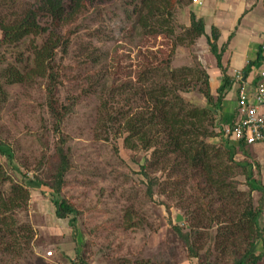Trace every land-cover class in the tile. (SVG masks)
I'll return each instance as SVG.
<instances>
[{"label": "rangeland", "instance_id": "obj_1", "mask_svg": "<svg viewBox=\"0 0 264 264\" xmlns=\"http://www.w3.org/2000/svg\"><path fill=\"white\" fill-rule=\"evenodd\" d=\"M14 1L24 11L31 8L30 19L41 33L31 34L15 44H4L0 50V68L31 65L34 46L42 44L50 33L68 37V53L62 57L59 54L56 59L59 83L52 97L67 113L55 131V118L47 105L46 79L33 76L23 82L7 83L0 76L3 84L0 141L8 144L14 153L13 162L0 155V164L14 181L24 175L30 181L25 183L29 197L15 201L13 208L20 206L19 219L29 223L35 232L29 256L22 253L13 258L8 254L0 264L60 261L82 264L81 260L83 264H198L197 258L187 256V246L174 230L175 226L186 232L197 225H215L209 221L210 216L223 208L234 215L233 211L243 208L250 197L254 207L264 209L261 191L251 189L247 180L251 175L264 185V143L246 146L245 150L236 147L235 161L248 164L247 172L235 166L231 174L233 185L242 193L238 201L227 199L226 193L207 185L204 173L197 170L194 174L186 165H182L177 177H168V172L159 165L146 168L157 183L150 196V181L142 170L148 152L126 147L122 124L112 123L111 132L106 130L105 107L115 114L146 108L145 99H140L137 91L140 87L137 78L150 66H163L168 60L172 69L198 66L211 71L217 67L205 37L193 41L190 36H184V27L190 25L193 0H171L170 20L175 35H183L182 39H176L178 42L167 31L155 33L143 29L137 19L139 12L147 14V7L142 8L144 0ZM150 1L161 8L166 4L162 0ZM60 3L62 12L58 9ZM3 6H0L1 16L7 14V21L17 18L8 2ZM213 86L215 82L212 84L215 90ZM183 97L198 106L208 105L196 90L184 93ZM209 141L217 145L225 143L221 136ZM60 144L69 161L60 197L77 210L75 229L69 225L68 218H57L50 197L41 193L42 186L30 180L49 179L46 175L53 178L59 163L56 148ZM9 190L7 183L4 191L8 194ZM260 223L264 229V210ZM216 229L214 226L205 230L209 236L202 241H215ZM236 240L241 241L240 235ZM57 243L66 250L80 246V253L78 256L71 253L70 257L58 250ZM214 249L211 255L216 257L218 252ZM50 250L57 254L53 259L45 257Z\"/></svg>", "mask_w": 264, "mask_h": 264}, {"label": "trees", "instance_id": "obj_2", "mask_svg": "<svg viewBox=\"0 0 264 264\" xmlns=\"http://www.w3.org/2000/svg\"><path fill=\"white\" fill-rule=\"evenodd\" d=\"M0 2L1 7H4V2H8L13 10L12 14L17 15V18L9 19V21L6 20L7 14L0 15V30L2 32L0 50L4 44H15L31 34L41 33L39 27L30 19L31 8L24 11L21 5L17 4L18 1L14 0H0ZM162 2L166 4L161 8L152 4L153 2L150 0H144L142 8L147 7V14L139 12L137 21L143 29H148L151 32L167 31L169 36L175 37L174 40L178 42L176 39H182L183 35H175L176 30L170 20L172 13L169 8L172 1L162 0ZM58 9L59 12L63 11L61 3ZM165 12L169 14L167 18ZM18 13L22 15L19 16ZM205 27L204 19L197 17L194 12H190V25L184 27L183 31L184 36H190L193 41L201 36L205 37L209 50L216 59L217 67L222 71V83L216 89V95L213 94L210 75L206 69L198 66L172 69L170 62L166 60L163 66L152 65L137 78L140 85L137 91L141 95L140 99H145L146 108L133 113L119 112L118 114L111 112L108 107L104 109L105 126L108 133L114 128L111 124L118 122L122 124L126 134V147L148 152L142 170L150 181L148 186L150 196L153 195V187L157 183L156 179L151 178L145 169L154 165H159L162 170L167 171L168 177L179 176L177 173L182 165L192 168L194 174L197 173V170L201 171L205 174L207 185L216 187L221 194L226 193L227 199H233V202L238 201L242 194L233 185L234 177L231 174H234L235 166L242 167L244 173L248 171V164L236 162L234 159L236 147L244 149L247 145L244 142L231 141L228 137L223 136L227 127L232 126L234 119L227 125L220 121L223 100L227 91L234 85L235 77L232 78L228 75L227 68L222 64L225 47L219 48L218 46L219 30L212 27L208 33ZM34 47L31 65L22 68H17L14 65L0 68V76H4L7 83L23 82L33 76L45 78L49 99L47 105L51 116L55 118L54 130L58 131L59 122L67 111H62L56 105L55 100H52L59 83L56 59L59 54L62 57L68 53L69 38L53 32L44 38L42 44ZM175 47L176 45L173 49ZM262 53L263 49L260 50L259 58H264ZM1 63L0 57V66ZM253 64L250 61L247 68L244 69L245 74H249ZM156 77L160 79L158 80ZM2 85L0 81V89L3 88ZM144 85L146 87H143ZM195 90L202 94L208 105L198 106L183 97L184 93ZM4 100L5 97L1 101ZM218 128L219 131H217ZM219 136L225 142L223 145L213 144L209 141ZM61 145L56 148L59 163L53 178L46 175L49 179L36 177L30 180L37 182L39 187L42 186L41 193L50 197L57 218H68L69 225L74 228L77 210L60 197L65 184L64 175L69 168L68 155ZM0 155L9 162L14 161L12 148L2 141H0ZM223 158L228 162L225 163ZM171 160H173V165H170ZM191 178L189 177V179ZM247 180L251 189L261 191L264 199V185L257 183L251 175L247 176ZM27 182L30 181H27L26 175L21 180L14 181L0 164V260H5V255L18 258L22 253L28 256L29 253H32L31 241L35 236L33 227L19 219L18 209H21L20 206L13 208L15 201L26 200L29 197L30 191L25 185ZM7 183L10 189L8 194L4 191V186ZM6 195L9 196L6 197ZM245 204L243 208L237 207V211H233L234 215L223 208L218 214L210 216L209 221L215 225H208V227L207 225H197L194 226L195 229L186 232L175 226L174 230L187 246V256L197 258L198 264H256L260 261L264 256V250L260 254H255L253 248L258 239L262 238L264 243V229L260 223L264 209L254 207L252 197L248 198ZM214 226L217 227L215 241L209 240L204 243L203 238L207 239L209 236L205 230L212 229ZM205 227L207 228L202 230ZM238 235H240L241 241L236 240ZM200 241L202 242L198 243ZM213 247L218 252L216 257L211 255ZM57 252L59 251L57 250ZM224 255H226L225 258ZM81 263L83 264L82 260Z\"/></svg>", "mask_w": 264, "mask_h": 264}, {"label": "crops", "instance_id": "obj_3", "mask_svg": "<svg viewBox=\"0 0 264 264\" xmlns=\"http://www.w3.org/2000/svg\"><path fill=\"white\" fill-rule=\"evenodd\" d=\"M192 5L191 12L204 19L206 32L209 33L212 27L219 30L218 46L219 48L225 47L222 64L227 68V74L234 78L235 75L241 73L244 81L247 76L246 84L254 86L258 76V72H255L263 66L264 59L259 58L262 49V55L264 56V0H197ZM250 61L254 63V66L247 75L244 73V69L247 68L246 65ZM208 73L211 85L215 82L216 86L213 87L217 89L222 83V71L215 67L211 71L209 70ZM251 75L252 78H250ZM233 86L227 91L222 103L221 123H229L237 113L238 86ZM216 89L213 90L212 88L213 94L216 93ZM57 244L59 247L57 249L70 257L72 256L71 253L76 252V256L80 253V246L72 247V249H69L72 252L69 253V250L61 247L63 244L61 246L59 243ZM263 250L264 243L261 238L256 241L253 252L260 254ZM62 256L65 259L68 258L64 254ZM60 262L66 264L65 261ZM257 263L264 264V256Z\"/></svg>", "mask_w": 264, "mask_h": 264}, {"label": "built area", "instance_id": "obj_4", "mask_svg": "<svg viewBox=\"0 0 264 264\" xmlns=\"http://www.w3.org/2000/svg\"><path fill=\"white\" fill-rule=\"evenodd\" d=\"M193 2H197V0H193ZM242 77L241 73L235 75V84L238 86L237 113L232 121V126L227 127L224 134L231 141L244 142L247 146L264 143V59L263 66L258 69L254 86L246 84L247 76L245 81ZM235 84L233 87L236 86ZM45 257L53 259L55 257L54 250L48 251ZM57 264L64 263L58 262Z\"/></svg>", "mask_w": 264, "mask_h": 264}]
</instances>
